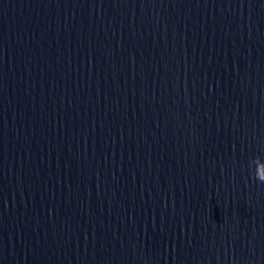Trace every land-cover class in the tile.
<instances>
[{
    "label": "water",
    "instance_id": "95a60500",
    "mask_svg": "<svg viewBox=\"0 0 264 264\" xmlns=\"http://www.w3.org/2000/svg\"><path fill=\"white\" fill-rule=\"evenodd\" d=\"M0 264H264V0H0Z\"/></svg>",
    "mask_w": 264,
    "mask_h": 264
}]
</instances>
